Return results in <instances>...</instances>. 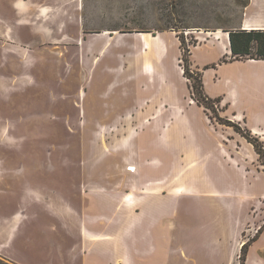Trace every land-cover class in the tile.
<instances>
[{"label": "rangeland", "instance_id": "obj_1", "mask_svg": "<svg viewBox=\"0 0 264 264\" xmlns=\"http://www.w3.org/2000/svg\"><path fill=\"white\" fill-rule=\"evenodd\" d=\"M13 1L3 0L7 7L0 10V169L4 184L32 185L40 190L41 199L70 192L78 203L84 198L80 193L85 190L80 188L86 182L83 178L95 181L96 169L102 165L124 171V167L139 166L137 162L160 159L166 168L162 177L167 179L157 186L156 197L161 192L174 195L178 189L174 198H207L212 176L219 179L216 170L211 169L212 176L207 171V135L243 137L241 133H248L260 140L263 156L258 163L249 159L247 171L253 166L260 176L263 173L260 186L264 185L260 162H264V141L222 114L220 100L208 99L203 89L202 69L196 72L189 63L193 48L220 46L223 33L243 30L249 0H33L51 7V16H43L41 23L49 19L48 23L57 22L55 26H6L7 21L15 25ZM197 56L215 62L217 48L205 47ZM111 93L130 101L117 104L111 113L105 103ZM91 98L97 100L92 103ZM99 108L103 109L100 118L108 124L97 125ZM175 110L188 121L189 127L181 125V135L176 134L175 124L164 131V125L175 123ZM112 120L122 124L113 126ZM148 150L153 153L145 157ZM129 152L134 153L129 157ZM224 163L230 164L227 159ZM128 176L117 178L126 181ZM230 179L235 181L233 176ZM17 198L11 199L9 212ZM3 199L0 196V203ZM207 201L182 200L175 219L178 237L199 236L201 248L212 237L228 234L229 219H240L238 207L223 208L217 203L213 208ZM260 201L255 224L245 227L240 244L233 246V264H243L241 252L234 260L235 248L241 251L246 243L249 247L264 231V197ZM37 214L33 232L39 238V253H46L50 245L52 251H66L69 244L60 241L63 230L57 221L43 210ZM173 253L172 260L181 262L179 253ZM207 258L197 264H209ZM43 262L41 258L33 263Z\"/></svg>", "mask_w": 264, "mask_h": 264}, {"label": "crops", "instance_id": "obj_2", "mask_svg": "<svg viewBox=\"0 0 264 264\" xmlns=\"http://www.w3.org/2000/svg\"><path fill=\"white\" fill-rule=\"evenodd\" d=\"M2 1L0 0V10L7 7L3 6ZM11 9L15 15V25L7 21L6 26H49L48 24L57 23H48L47 21H51L48 19L42 24L43 16L50 15L51 7L44 8L33 0H14ZM35 16L39 21L35 22ZM64 17L61 15L62 21L65 20ZM241 26L244 31H264V0H249ZM223 34L226 38L220 40V46L193 48L189 53L190 67L196 72L202 69L203 89L208 99L214 102L220 100L222 114L264 141V61L220 63L229 54L228 34ZM205 47L217 48L218 58L215 62L203 61L198 56L194 58L195 53L201 52ZM147 75L150 77L152 74L148 72ZM116 95L105 99L111 113L117 104L130 101L129 98L127 102L126 99L121 100ZM95 100L89 99L92 103ZM102 110L99 108L97 112V120L101 122L97 125L109 123L100 118ZM174 116L175 123L164 125V131L175 124L176 134L181 135V125L189 127L187 117L182 118V113L176 110ZM114 121L110 123L113 126L122 124L118 120ZM183 137L186 139V134ZM205 143L207 151L204 153H208L210 161L207 171L212 176L211 169L216 170L219 178L216 180L212 176L207 185V193L210 195L207 198H174L175 193L179 194L178 189L174 190V195L161 192L156 197L157 186L167 179L162 177L166 168L160 159L137 162L139 166L124 167V171L123 168L102 165L96 169L95 181L93 177L89 182L86 180L87 176L83 178L86 182L80 184V188L85 190H80V193L84 198L78 203L70 198V192L58 198L41 199L40 190L32 185L25 186L21 183L13 186L7 181L4 184L0 169V196H4V203H0V261L4 264H34L35 260L44 258V264H197L207 256L209 264H233V246L240 244L242 230L255 224L257 211L262 204L260 198L264 197V185L260 186V183L263 173L260 176V172L253 169V166L247 171L249 159L258 163L259 158L253 147L240 135L216 138L210 134ZM133 153L129 152V157ZM151 153L153 152L148 150L145 157L152 155ZM225 159L230 162L229 165L224 163ZM120 174L129 176L125 178L126 181H120L117 178ZM232 176L234 182L230 179ZM14 198H17V203L9 212V203ZM184 199H206L213 208L219 206L217 203L223 208L238 207L240 219L235 222L229 219L228 234L212 237L213 241L210 240L201 248L199 236L191 234L179 238L178 231H174L179 204ZM244 207L246 211L241 218ZM41 210L57 221V225L63 230L60 241L63 243L66 240V246L69 244L66 251H52L50 245L46 253H39V238L35 236L33 229L35 220L39 217L36 213ZM203 249H206L208 255H204ZM235 249L234 260L240 247ZM173 252L179 253L183 262L173 261ZM244 264H264V231L249 245Z\"/></svg>", "mask_w": 264, "mask_h": 264}, {"label": "trees", "instance_id": "obj_3", "mask_svg": "<svg viewBox=\"0 0 264 264\" xmlns=\"http://www.w3.org/2000/svg\"><path fill=\"white\" fill-rule=\"evenodd\" d=\"M228 34V44L231 57H223L220 63H225L228 61H240L245 58L249 60H261L264 61V31H244L241 29L229 30ZM182 44V42H181ZM189 53V52H187ZM247 59V60H248ZM186 62L188 60L186 59ZM186 75L189 73V69L184 71ZM230 125V122H227ZM234 130H237L236 126L231 125ZM240 132V131H239ZM241 133V132H240ZM247 142L251 144L254 148L255 153L258 155L259 159L263 156L262 144L258 138H252L248 133H241ZM264 165L263 161H260ZM258 236V235H257ZM257 236H255L251 242H253ZM248 248V243L241 247L240 260L244 264L246 251Z\"/></svg>", "mask_w": 264, "mask_h": 264}, {"label": "bare ground", "instance_id": "obj_4", "mask_svg": "<svg viewBox=\"0 0 264 264\" xmlns=\"http://www.w3.org/2000/svg\"><path fill=\"white\" fill-rule=\"evenodd\" d=\"M105 34H106V33H102V36H105ZM217 34H218V33H215L214 35L217 36ZM138 35H142V34H138ZM209 35H210V34H209ZM224 38H226L225 35H224Z\"/></svg>", "mask_w": 264, "mask_h": 264}]
</instances>
